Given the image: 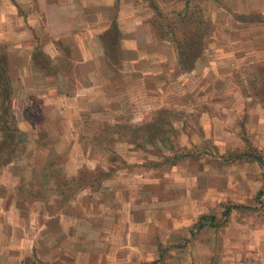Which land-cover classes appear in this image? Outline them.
Wrapping results in <instances>:
<instances>
[{
    "label": "rangeland",
    "instance_id": "rangeland-1",
    "mask_svg": "<svg viewBox=\"0 0 264 264\" xmlns=\"http://www.w3.org/2000/svg\"><path fill=\"white\" fill-rule=\"evenodd\" d=\"M83 13L126 54L38 58L68 85L3 123L0 264H264V0Z\"/></svg>",
    "mask_w": 264,
    "mask_h": 264
},
{
    "label": "crops",
    "instance_id": "crops-1",
    "mask_svg": "<svg viewBox=\"0 0 264 264\" xmlns=\"http://www.w3.org/2000/svg\"><path fill=\"white\" fill-rule=\"evenodd\" d=\"M118 2L0 0V58H3L1 64H5L4 83L10 91L9 98L16 120L22 118L20 106L32 94L51 96L60 93L68 85L66 74L63 75L61 68L52 71L39 64V53L52 60L67 53L69 57L72 55L77 65L89 63L90 77L111 71L109 58L115 45L110 36L114 31L118 34V41L121 39L119 50L122 49L126 54V29L118 18L106 28L107 22L99 14H96L94 20H89L83 13L84 9L113 7ZM36 37L40 38V44H34ZM92 40L96 44H90ZM75 74L76 80L81 81L80 74L77 71ZM2 99L0 92V107ZM2 134L0 129V137ZM4 168L0 166V171Z\"/></svg>",
    "mask_w": 264,
    "mask_h": 264
},
{
    "label": "trees",
    "instance_id": "trees-1",
    "mask_svg": "<svg viewBox=\"0 0 264 264\" xmlns=\"http://www.w3.org/2000/svg\"><path fill=\"white\" fill-rule=\"evenodd\" d=\"M43 55L42 53H39L37 56V59ZM48 58V57H47ZM50 59V58H49ZM3 60V58H0V92L1 95H3V103L0 107L1 109V113H0V129L2 131V135H4V131H6L7 129H4V125L3 123L6 122V120L8 119V117H11L13 120L16 119L14 113L12 112V104H11V100L9 98L10 95V91L9 89L6 87V84L4 83L6 81V74H5V64L2 63L1 61ZM210 216H203L201 221H203L204 219L208 218ZM213 219V218H212Z\"/></svg>",
    "mask_w": 264,
    "mask_h": 264
}]
</instances>
